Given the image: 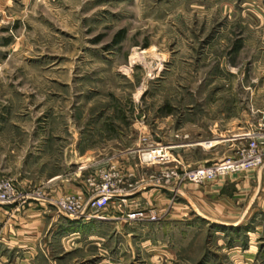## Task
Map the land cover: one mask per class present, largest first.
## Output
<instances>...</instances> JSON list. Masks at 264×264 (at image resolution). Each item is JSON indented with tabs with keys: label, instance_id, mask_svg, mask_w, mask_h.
<instances>
[{
	"label": "rangeland",
	"instance_id": "1",
	"mask_svg": "<svg viewBox=\"0 0 264 264\" xmlns=\"http://www.w3.org/2000/svg\"><path fill=\"white\" fill-rule=\"evenodd\" d=\"M263 132L264 0H0V179L35 192V210L61 216L58 200L78 197L51 198L63 185L50 177L81 171L95 187L102 172L122 175L116 160L129 152L140 172L164 184L168 174L153 169L160 161H142V151L164 147L170 161L175 150L193 161L191 170L246 156L248 136L226 138ZM166 142L190 145L170 150ZM263 146L256 165L192 182L188 201L195 210L208 206L206 218L195 214L176 230L170 217L155 225L186 203L178 188L166 194L162 214L153 197L120 200L124 218L146 226L127 238L133 252L122 247L113 262H79L80 252H66L57 235L43 241L48 230L36 241L34 264H155L147 238L168 241L177 258L162 264H264V194L253 205L254 188L238 195L233 185L223 188L263 170ZM90 160L99 163L89 167ZM172 169L181 175L179 164ZM221 194L247 207L237 225L217 222L232 211ZM136 211L146 218H129Z\"/></svg>",
	"mask_w": 264,
	"mask_h": 264
},
{
	"label": "crops",
	"instance_id": "2",
	"mask_svg": "<svg viewBox=\"0 0 264 264\" xmlns=\"http://www.w3.org/2000/svg\"><path fill=\"white\" fill-rule=\"evenodd\" d=\"M239 134L240 135H233L234 138H226V141H236L238 137H246V134ZM218 142L219 141H217V143ZM165 144L170 150L174 147L180 146L183 148L190 145H177L172 142H166ZM232 144H234V142L230 143V145ZM185 150L186 148L183 149V151ZM83 154L84 153H81L79 156L82 157ZM172 154L174 156L173 160L169 161L166 159L169 161V164H164V161H160L154 164L153 169H160V174L166 173L167 175V168H172L179 164L180 170L184 171L188 170V167L193 165V161L183 159V157L181 155L179 156L175 150H172ZM114 161L115 160L112 158H106L105 163H113ZM116 162L122 173V175L119 176L120 180L117 183L118 192L113 197L117 200V205L112 204L111 206L109 205L99 210L92 218L81 216L79 219H71L63 215L55 216L53 215V212L47 210V207L41 206L40 210H35L37 204H34L33 202L23 204L17 208L0 206V264H34L36 241L43 231L48 232V230V237L43 241H48L49 237L53 234L57 235L60 243H63V247H70L69 250L65 249L66 252L71 249H76L80 252L82 257L79 259V262H92L93 260H99L101 263L113 262L116 251H120L122 247H125L124 249L127 253L133 252L134 246L129 243L127 239L129 238V235L137 233L139 229L142 231L146 229L145 225L135 226L124 218L125 213L129 210H126V208L119 205L121 204L120 200L124 202H138L140 198L146 199L153 197V207L155 208V211L162 214L165 210L164 208H166V204L164 203L167 200L166 194H168L173 188L185 191L186 203L181 207L171 206L169 212L166 213V217L158 222V224L155 223V225H159V227L162 228L164 220L170 217L176 221L172 224L173 229L176 230L178 226L181 227V225H186L188 221L191 222V218L195 214L206 218L205 214H207L208 210H206V208L208 206L204 207L203 205L201 211L200 209L195 210L193 204H191L187 198L188 196L192 197L193 183L186 180L182 175H167L168 179L162 184V181L157 180L156 177L154 179H149L146 174L140 172L139 168L131 162L129 152L122 154L121 159L116 160ZM98 163V160H94L93 162L90 160L87 165H89V167H96ZM100 163H102V161H100ZM85 167V165H80L79 168L85 169ZM96 171L97 170L94 171L95 176H97ZM55 181L63 185V187L58 186L56 194L50 195L51 198H56L62 194L68 193L76 194L83 201L93 197L92 192L95 190V187H92V185L95 184V182L92 178L85 177L84 173H81V171L74 172L73 176H67L65 178L61 176H53L50 177L47 182L54 183ZM232 183L233 184H225L223 187L224 190L227 185H231V187L233 185V195H238L240 194V189L242 187L246 188L249 186V189L251 188L250 192L252 191V188H254V193L253 196H251L252 198H250V202H252L251 199H253L255 195V200L257 202L259 198H262V194H264V168L261 172H256L255 174L252 173L249 177H242L240 179L236 178ZM220 196L224 200H227L230 205L228 210L231 209L232 211L228 213V217L222 216V219L216 218L217 222L225 225H237L244 212H246L245 210L247 207L243 209L240 204H233L231 206V203H235L236 200H239L237 196L231 198L225 194H221ZM252 203L254 205L255 201ZM251 208L253 207H249V210H252ZM225 209L226 208L224 207L222 210L224 213L223 215L227 212ZM85 211L91 212V210L87 209ZM188 214L189 217L187 216L186 218H183V215ZM174 215H176L175 218H173ZM177 216L180 218H177ZM184 227L185 229L187 228V226ZM256 230L258 229L256 228ZM116 235L121 237L120 242L115 240ZM150 242V238H147L144 245L153 248V251L151 250L152 253L150 260L155 264H162L163 261L167 262V260H170L168 262L176 261L174 260L176 255L174 257L171 248L166 251L168 241H158L154 244Z\"/></svg>",
	"mask_w": 264,
	"mask_h": 264
},
{
	"label": "built area",
	"instance_id": "3",
	"mask_svg": "<svg viewBox=\"0 0 264 264\" xmlns=\"http://www.w3.org/2000/svg\"><path fill=\"white\" fill-rule=\"evenodd\" d=\"M246 136L249 138L247 157L242 156L239 159H227L218 163L203 164L195 169L184 170L181 175L190 182L201 183L241 167L256 165L262 159L259 153V144L264 145V132L246 133ZM164 149V147L157 146L151 151H142L141 159L142 161H151V159L155 158L157 159H155L156 161L166 160L167 155ZM145 154H148V157H145ZM167 174L168 176H178L176 169L170 170ZM100 179V182L95 186V195L93 197L88 198L86 201L74 196L62 198L56 204L58 212L71 219H79L81 216L92 218L99 210L107 207L112 197L118 192L117 183L120 178L117 173L109 170L102 172ZM35 195V192L31 190L24 191L9 178L0 179V206L17 208L36 200ZM86 209L91 210V212L85 211ZM129 218L142 219L146 218V216H144V213L136 211L129 214ZM152 218L150 217V219Z\"/></svg>",
	"mask_w": 264,
	"mask_h": 264
},
{
	"label": "bare ground",
	"instance_id": "4",
	"mask_svg": "<svg viewBox=\"0 0 264 264\" xmlns=\"http://www.w3.org/2000/svg\"><path fill=\"white\" fill-rule=\"evenodd\" d=\"M207 145H208V143H207ZM145 157H148V154H145Z\"/></svg>",
	"mask_w": 264,
	"mask_h": 264
}]
</instances>
